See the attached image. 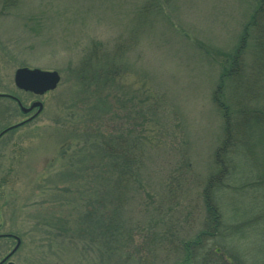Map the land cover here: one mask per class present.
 I'll return each instance as SVG.
<instances>
[{"label": "rangeland", "instance_id": "rangeland-1", "mask_svg": "<svg viewBox=\"0 0 264 264\" xmlns=\"http://www.w3.org/2000/svg\"><path fill=\"white\" fill-rule=\"evenodd\" d=\"M256 1L15 0L5 7L0 0V90L10 88L19 66L49 68L60 76L41 114L0 139V233L22 239L11 261L93 264V249L69 223L80 221L76 216L83 206L93 203L81 201L79 191L93 194L105 184L98 178L108 164L96 144L99 137L115 136L123 145L133 141L140 151L131 157L143 156L144 191L139 190L153 201L129 197V208L122 211L138 233L136 246L142 233L169 224L182 236L201 228L200 190L222 135L212 102L218 60L236 47ZM95 42L100 53L115 55V67L122 65L114 80L95 87L98 94L76 76L80 59ZM231 88V81L222 88L229 103ZM20 117L0 99V129ZM234 159L229 179L241 180L231 182L238 185L236 192L217 190V201L229 230L242 228L246 237L233 248L247 253L251 264H264V174L256 183L260 188L247 187L244 180L254 179L258 169L243 155ZM13 244L0 238V257ZM143 248L138 251L160 260L176 256L165 248Z\"/></svg>", "mask_w": 264, "mask_h": 264}, {"label": "trees", "instance_id": "trees-1", "mask_svg": "<svg viewBox=\"0 0 264 264\" xmlns=\"http://www.w3.org/2000/svg\"><path fill=\"white\" fill-rule=\"evenodd\" d=\"M13 1L15 0H3L2 6L11 5ZM256 2L255 8L240 26L236 47L228 53L222 52L220 56H224V59L218 60L220 71L212 102L222 121V135L213 150V170H210L200 190L203 209L201 228L182 236L178 229L169 224L160 231L142 233L143 240L140 241V246H136L134 242L138 233L130 229L124 214L129 208L125 206L129 197L133 200L152 199L147 198V192L145 196L141 192L144 190L139 180L142 176L139 163L143 156L139 155L138 159L131 157L133 153L140 151L138 144L133 141L123 145V140L118 137H99L96 144L108 159V164L106 169L100 168L98 178L105 184L97 186L93 194L89 191L88 195L82 196L83 189L79 191L81 201L92 199L93 203L83 206L82 214L76 216L80 221L69 223L76 227L75 234L83 237V244L87 249H93V264H251L247 253L233 248L232 244L236 243L242 246L246 237L239 230L242 228L232 225L236 230L231 231L225 225L216 195L219 196L217 190L236 192L238 185L231 182L240 178L230 180L228 172L235 165V156L247 157L250 167L258 169L257 174H252L254 179L244 180L247 187L260 188L256 183L264 174V0ZM99 50L98 42L89 47L88 55L79 61L76 75L81 86L93 88L96 94L99 91L95 87L104 88V84L108 83L106 80H114V74L118 71L122 73L121 64H116V67L113 65L115 55L110 50L101 53L102 49ZM246 56H249L248 62L245 60ZM229 81L232 87L230 103L228 96L223 95L222 91ZM256 98L259 102L253 107L250 102ZM105 105L106 102L100 104L103 109ZM99 113L101 117L102 112ZM253 124L259 127L258 132ZM252 147H257L258 152L254 153ZM130 191L133 192L132 195ZM124 207L125 212L122 214ZM149 209L147 207V211ZM143 246V250L149 251L165 248L168 250L166 254L176 256L172 260L148 257L138 251ZM128 248H132V251Z\"/></svg>", "mask_w": 264, "mask_h": 264}, {"label": "flooded vegetation", "instance_id": "flooded-vegetation-1", "mask_svg": "<svg viewBox=\"0 0 264 264\" xmlns=\"http://www.w3.org/2000/svg\"><path fill=\"white\" fill-rule=\"evenodd\" d=\"M23 66H25V65H23ZM19 67H22V66H19ZM28 68H35V67H28ZM36 68H39V67H36ZM39 69L53 70V69H49V68L48 69L39 68ZM13 76H14V72H13ZM13 76H12V84L10 85V88L0 90V94H2V95H0V99L7 100V102L12 107V109L14 108L16 111H18V113L20 114L21 117H20V119L13 121V123L5 126L4 128L11 126V125L18 124V123H20V124L16 125L15 127L10 128L6 132L2 133L0 135V139L2 136H4L10 130L15 129L19 126H22L24 124H27V123L35 120L45 108V102H44L45 96L48 95L53 90V89L52 90H45L42 93H39V92H36L34 90L19 88L15 85L14 80H13ZM34 102H39V103L41 102V109L39 112H37V110L40 107L39 103L35 104V106L32 107L31 109H28V110L22 109V108H29V106ZM10 116H11V114H10ZM24 120H26V121H24ZM4 128L0 129V132ZM0 238H3V237H0ZM4 238H10L11 240L14 241V244L16 243V238L13 235L8 236V237H4ZM19 238H20V243H19L18 248L20 247V245L22 243V239L20 236H19ZM11 248L8 251H6L0 257V261L11 250ZM17 249L9 257H7L4 261H2L0 264H10L9 262H11L12 264H15L13 261H11V257L14 255V253L17 251Z\"/></svg>", "mask_w": 264, "mask_h": 264}, {"label": "water", "instance_id": "water-1", "mask_svg": "<svg viewBox=\"0 0 264 264\" xmlns=\"http://www.w3.org/2000/svg\"><path fill=\"white\" fill-rule=\"evenodd\" d=\"M60 79L59 73L56 70H43L39 68H28V67H18L14 71L13 80L17 87L23 88V89H30L34 90L36 92L42 93L45 90H51L54 89ZM2 95V94H0ZM39 102L32 103L29 108H22L24 110L31 109ZM40 107L37 110V112L41 109V102L39 103ZM26 121V120H24ZM23 121V122H24ZM22 123V122H21ZM20 124V123H18ZM11 125L6 128H4L0 135L7 130H9L12 127H15L16 125ZM14 236L16 238V243L11 248V250L3 257V259L0 261H4L7 257H9L18 247L20 243V239L18 236L12 234V233H0V237H8V236ZM12 264L11 262H9Z\"/></svg>", "mask_w": 264, "mask_h": 264}]
</instances>
